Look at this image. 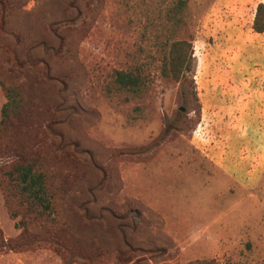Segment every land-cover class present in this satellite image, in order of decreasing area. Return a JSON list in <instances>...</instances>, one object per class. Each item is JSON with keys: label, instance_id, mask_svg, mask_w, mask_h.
Instances as JSON below:
<instances>
[{"label": "rangeland", "instance_id": "1", "mask_svg": "<svg viewBox=\"0 0 264 264\" xmlns=\"http://www.w3.org/2000/svg\"><path fill=\"white\" fill-rule=\"evenodd\" d=\"M181 2L174 25L178 0H0V264H264V0ZM27 161L48 214L7 174Z\"/></svg>", "mask_w": 264, "mask_h": 264}, {"label": "trees", "instance_id": "2", "mask_svg": "<svg viewBox=\"0 0 264 264\" xmlns=\"http://www.w3.org/2000/svg\"><path fill=\"white\" fill-rule=\"evenodd\" d=\"M170 11L174 25L181 21L178 10L182 6L178 0ZM252 30L257 33L264 32V2H258L252 20ZM192 42L186 37L173 38L167 43V50L160 65V75L175 81H182L191 70L193 60ZM113 81L118 88L138 93L142 91L143 76L136 70H116ZM6 102L2 106V119L5 122L12 112L17 113L21 97L16 88L4 86ZM8 176L15 186L17 194L29 205L38 208L42 213L51 212V193L47 186L45 174L37 169L33 161L20 162L13 165Z\"/></svg>", "mask_w": 264, "mask_h": 264}]
</instances>
